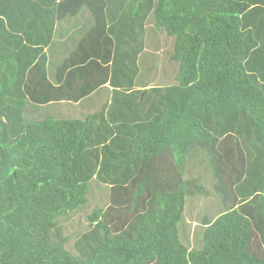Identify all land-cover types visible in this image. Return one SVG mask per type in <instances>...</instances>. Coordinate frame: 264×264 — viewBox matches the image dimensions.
Masks as SVG:
<instances>
[{
  "label": "trees",
  "instance_id": "1",
  "mask_svg": "<svg viewBox=\"0 0 264 264\" xmlns=\"http://www.w3.org/2000/svg\"><path fill=\"white\" fill-rule=\"evenodd\" d=\"M84 9L97 41L72 74L94 82L89 95L112 70L110 107L29 118L26 78L48 84L56 24L79 26ZM151 21L178 72L138 89ZM93 182L108 200L71 241L62 220ZM214 196L222 210L191 247L187 202ZM0 264H264V0H0Z\"/></svg>",
  "mask_w": 264,
  "mask_h": 264
},
{
  "label": "crops",
  "instance_id": "2",
  "mask_svg": "<svg viewBox=\"0 0 264 264\" xmlns=\"http://www.w3.org/2000/svg\"><path fill=\"white\" fill-rule=\"evenodd\" d=\"M75 20L73 19L74 23H76ZM73 22L72 18L59 20L55 27L53 41L49 47L45 48L48 59V84L42 78L41 73L38 75L34 73L31 77L26 78L24 82L22 88L26 92L27 102H29L26 110L29 118L85 121L88 117L102 111L106 105L107 108L111 105V99L114 93V88H112L110 82L112 79V70L109 74L108 83L89 95L85 91L94 82L84 81L81 77H76L75 74H72L77 67H74L69 60L72 61L75 59L73 58L74 55L83 57L89 55L87 53H90L93 44L97 41L96 38L91 44L95 36H87L88 28L97 26L90 12L87 15H81L78 22L82 23L79 26L74 27ZM65 67H67L66 71L63 70ZM105 75L103 74L101 79ZM143 76L145 74H142L140 85L138 86L136 84V88L138 89L148 88L146 85L147 81ZM97 80L98 78H96ZM29 89L31 92H28ZM53 96L62 100L54 101L55 103L47 105L37 103L41 102L39 100ZM34 105L38 106V108H35Z\"/></svg>",
  "mask_w": 264,
  "mask_h": 264
},
{
  "label": "rangeland",
  "instance_id": "3",
  "mask_svg": "<svg viewBox=\"0 0 264 264\" xmlns=\"http://www.w3.org/2000/svg\"><path fill=\"white\" fill-rule=\"evenodd\" d=\"M88 11V9H84L83 14L87 15ZM149 29L151 35L148 40L149 52L155 57L158 56V58L148 57L146 60V85L149 87L153 85L167 86L175 84L178 66L176 62L171 60L174 51V39H170L165 33L155 30L153 21L149 23ZM141 80L142 74H140L137 80L138 86ZM203 174L206 175L204 184L207 186V189L215 193L212 180H209L210 176L205 172ZM90 187L91 193L87 204L83 206L82 209L70 215L67 219L62 220L63 235L66 237L69 236L71 241L74 240V236L78 234L80 230H84L88 227V216L92 214L96 208L103 207L108 200L109 191L105 185L93 182ZM219 200L220 197L217 196L191 198L188 200L185 221L183 224H180L184 243L191 245V247L198 246V233L204 229L202 227L203 220L209 217H215V215H218L222 210V207H219ZM72 245L73 242L70 243V246Z\"/></svg>",
  "mask_w": 264,
  "mask_h": 264
}]
</instances>
